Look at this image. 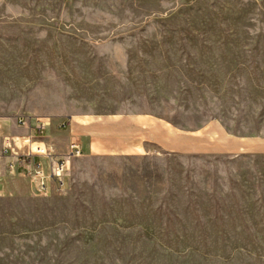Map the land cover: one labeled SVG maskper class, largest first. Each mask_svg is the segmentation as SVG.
I'll use <instances>...</instances> for the list:
<instances>
[{"label":"rangeland","instance_id":"374dc122","mask_svg":"<svg viewBox=\"0 0 264 264\" xmlns=\"http://www.w3.org/2000/svg\"><path fill=\"white\" fill-rule=\"evenodd\" d=\"M132 113L188 151L0 196V264H264V0H0V152L21 119Z\"/></svg>","mask_w":264,"mask_h":264},{"label":"crops","instance_id":"0c3cea01","mask_svg":"<svg viewBox=\"0 0 264 264\" xmlns=\"http://www.w3.org/2000/svg\"><path fill=\"white\" fill-rule=\"evenodd\" d=\"M7 123V120L0 119V126L5 130L3 136L9 133ZM66 123L65 127H61L58 120H54L42 133L35 128L34 121L32 128L19 124V127L10 130L13 131L12 136L16 145L14 148L17 150V140L21 136L28 138L29 142L21 148L22 150L19 149L20 153L27 152L31 148L35 149L37 146L43 147L45 152L34 155L33 160L43 164L46 174H49L51 169L63 159L67 161L69 167L72 160L82 155H144L162 151H188V148L183 147L181 130L173 125H170L169 129L177 131L179 137L173 144H167V122L154 113H132L111 118L78 115L69 118ZM1 140L0 138V145ZM73 142L80 147L82 155H72ZM241 148L235 145L228 150L236 151ZM4 150L5 148L0 152V196L29 193L48 195L61 185L59 178L49 177L46 193H37L30 178L25 174L24 166L15 160L10 151ZM68 170L64 172L63 186L66 184L65 177Z\"/></svg>","mask_w":264,"mask_h":264},{"label":"built area","instance_id":"2783aa9c","mask_svg":"<svg viewBox=\"0 0 264 264\" xmlns=\"http://www.w3.org/2000/svg\"><path fill=\"white\" fill-rule=\"evenodd\" d=\"M33 121L32 119H21L20 123L21 125H26L29 128H32L33 126ZM50 125L49 121H44L41 119H36L34 121V126L35 128L42 133L47 126ZM67 125L66 122L61 123L62 127H65ZM11 139L12 137H5L4 142H5V152L10 151V153L13 155L16 161L20 162L24 168H25V174L30 178L31 184L34 186L36 189L37 193L43 194L46 193V186H47V181L49 177H56L61 180V185H63V177H64V172L68 170V165L67 161L63 159L57 165L51 169L49 174H46L44 166L41 162H35L33 160L34 155H39L43 154L44 148L37 146L35 149H30L27 152L20 153L19 148L17 150L12 146L11 144ZM14 140V139H13ZM29 142V139H28ZM28 144V143H27ZM24 143V145H27ZM71 147L74 149V152H72V155H81L82 151L80 147L75 144L74 142L71 144ZM13 166V163L11 164Z\"/></svg>","mask_w":264,"mask_h":264}]
</instances>
